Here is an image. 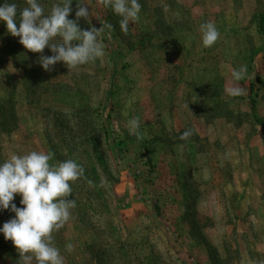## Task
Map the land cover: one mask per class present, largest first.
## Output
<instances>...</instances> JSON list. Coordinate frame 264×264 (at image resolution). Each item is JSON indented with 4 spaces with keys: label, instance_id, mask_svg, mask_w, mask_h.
<instances>
[{
    "label": "rangeland",
    "instance_id": "rangeland-1",
    "mask_svg": "<svg viewBox=\"0 0 264 264\" xmlns=\"http://www.w3.org/2000/svg\"><path fill=\"white\" fill-rule=\"evenodd\" d=\"M40 2L47 14L57 0ZM78 3L105 55L77 68L45 71L51 50L25 49L0 22V162L36 150L84 167L52 234L65 264H264V0H139L126 34L99 0H73L69 19ZM208 21L220 38L205 48ZM241 65L245 94L229 97ZM14 215L0 211V227ZM19 258L0 234V264Z\"/></svg>",
    "mask_w": 264,
    "mask_h": 264
},
{
    "label": "clouds",
    "instance_id": "clouds-1",
    "mask_svg": "<svg viewBox=\"0 0 264 264\" xmlns=\"http://www.w3.org/2000/svg\"><path fill=\"white\" fill-rule=\"evenodd\" d=\"M72 2L57 0L45 14L40 0H26V6L22 8L4 0L0 3V22L6 25L8 33L20 38L19 43L25 49L33 53H43L46 47L51 50L52 56L41 55L38 60L45 71L51 70L58 62H63L69 69L77 68L104 57L105 51L100 40L102 28L82 30L78 26L80 18L87 21L89 17L84 3H78L75 20L68 18ZM99 3L120 17L119 26L125 34L130 22L140 18L139 0H99ZM103 28L112 29L113 25L108 23ZM199 31L205 48L212 47L220 38L217 26L211 21L201 23ZM247 71L246 65L231 71V86L226 87V95L238 97L245 94L238 84L246 78ZM127 128L130 135L143 138L139 117L128 120ZM191 135V130H185L180 139L186 140ZM51 160L52 153L33 150L12 154L0 162V211L10 210L15 214L3 223L0 234L18 250L20 258L16 264H65L52 234L72 219L76 201L69 198L71 185L83 175L84 167L74 159L56 164L50 163ZM17 194L23 207L13 203ZM71 248V244L66 245L68 251Z\"/></svg>",
    "mask_w": 264,
    "mask_h": 264
},
{
    "label": "trees",
    "instance_id": "trees-1",
    "mask_svg": "<svg viewBox=\"0 0 264 264\" xmlns=\"http://www.w3.org/2000/svg\"><path fill=\"white\" fill-rule=\"evenodd\" d=\"M261 24L264 22V15H262L261 16ZM11 101V100H10ZM10 101H8V102H10ZM11 103V102H10ZM3 106V105H2ZM2 111V113H5V110H1ZM3 123V122H2ZM2 125H5V124H2Z\"/></svg>",
    "mask_w": 264,
    "mask_h": 264
}]
</instances>
